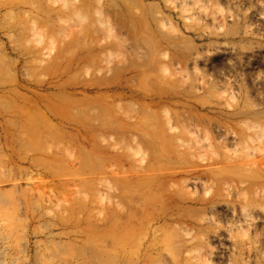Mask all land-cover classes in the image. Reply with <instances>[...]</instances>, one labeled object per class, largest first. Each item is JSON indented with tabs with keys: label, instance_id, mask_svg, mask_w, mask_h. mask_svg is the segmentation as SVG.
I'll return each mask as SVG.
<instances>
[{
	"label": "rangeland",
	"instance_id": "374dc122",
	"mask_svg": "<svg viewBox=\"0 0 264 264\" xmlns=\"http://www.w3.org/2000/svg\"><path fill=\"white\" fill-rule=\"evenodd\" d=\"M0 264H264V0H0Z\"/></svg>",
	"mask_w": 264,
	"mask_h": 264
}]
</instances>
